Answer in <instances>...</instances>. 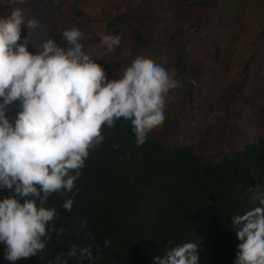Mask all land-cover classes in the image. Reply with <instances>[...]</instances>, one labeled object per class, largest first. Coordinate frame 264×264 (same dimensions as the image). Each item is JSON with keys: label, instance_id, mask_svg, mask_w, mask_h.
<instances>
[{"label": "clouds", "instance_id": "9594fccd", "mask_svg": "<svg viewBox=\"0 0 264 264\" xmlns=\"http://www.w3.org/2000/svg\"><path fill=\"white\" fill-rule=\"evenodd\" d=\"M38 26L15 5L0 15V190L8 193L0 196V244L10 264L41 253L53 234L62 239L65 229L55 226L58 214L48 206L49 197L64 196L63 209L72 210L85 161L106 139L102 129L128 124L136 144L143 145L163 125L169 93L179 87L174 74L142 56L109 79L97 62L101 58L85 49L78 27L30 50V33ZM24 29L29 35L22 36ZM100 43L112 52L121 37L104 34ZM231 225L240 241L234 264H264V193L256 207L232 216ZM198 247L176 245L153 264H199ZM72 258L95 261L90 246L72 244L57 264Z\"/></svg>", "mask_w": 264, "mask_h": 264}, {"label": "trees", "instance_id": "16d2710c", "mask_svg": "<svg viewBox=\"0 0 264 264\" xmlns=\"http://www.w3.org/2000/svg\"><path fill=\"white\" fill-rule=\"evenodd\" d=\"M210 1L182 0L206 8ZM255 2L260 5L256 20L264 22V0H218L229 25L221 32L216 57L236 47L237 25ZM74 14L86 17L80 9ZM148 43L137 32L133 52ZM121 63L112 61L105 69ZM16 110L14 106L9 115ZM102 132L105 141L90 152L76 182L79 193L72 210L63 209L64 196L49 197L48 206L58 214L55 226L65 229L62 239L53 234L41 253L16 264H57L72 244L90 246L94 264H153L155 256L186 242L198 244L199 264H234L240 241L231 217L256 207L264 193V135L214 159L197 153L193 144L152 136L138 146L129 125L120 121ZM7 194L0 190V196ZM3 253L0 244V264H10ZM69 264L79 262L72 258Z\"/></svg>", "mask_w": 264, "mask_h": 264}, {"label": "rangeland", "instance_id": "374dc122", "mask_svg": "<svg viewBox=\"0 0 264 264\" xmlns=\"http://www.w3.org/2000/svg\"><path fill=\"white\" fill-rule=\"evenodd\" d=\"M13 5L39 21L30 33V50L49 37L59 40L57 34L66 28L78 27L85 34V49L101 58L97 62L104 69L122 61L105 69L109 79L118 78L137 56L174 74L179 87L169 93L163 125L149 133L155 140L193 144L197 153L219 159L264 135V22L256 20V2L237 25L236 47L219 57L215 50L229 21L218 0H211L209 8L187 6L182 0H26L22 5L0 0V15ZM75 9L86 17L76 16ZM116 31L121 43L107 52L100 38ZM137 32L150 43L133 52Z\"/></svg>", "mask_w": 264, "mask_h": 264}]
</instances>
